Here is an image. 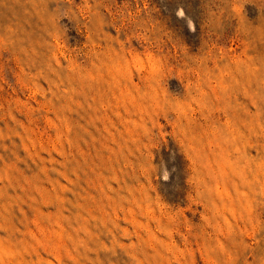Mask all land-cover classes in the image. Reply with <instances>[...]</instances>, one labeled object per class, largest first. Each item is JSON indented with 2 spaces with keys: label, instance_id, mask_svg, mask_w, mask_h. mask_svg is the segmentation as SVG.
Masks as SVG:
<instances>
[{
  "label": "rangeland",
  "instance_id": "obj_1",
  "mask_svg": "<svg viewBox=\"0 0 264 264\" xmlns=\"http://www.w3.org/2000/svg\"><path fill=\"white\" fill-rule=\"evenodd\" d=\"M0 264H264V0H0Z\"/></svg>",
  "mask_w": 264,
  "mask_h": 264
}]
</instances>
